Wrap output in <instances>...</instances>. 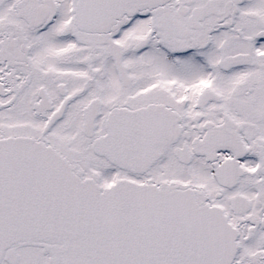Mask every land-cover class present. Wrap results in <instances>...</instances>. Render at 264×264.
<instances>
[{"label":"snow or ice","instance_id":"snow-or-ice-1","mask_svg":"<svg viewBox=\"0 0 264 264\" xmlns=\"http://www.w3.org/2000/svg\"><path fill=\"white\" fill-rule=\"evenodd\" d=\"M0 264H264V0H0Z\"/></svg>","mask_w":264,"mask_h":264}]
</instances>
